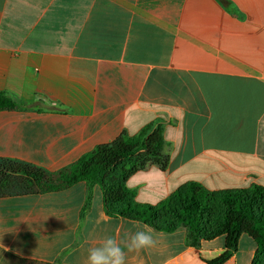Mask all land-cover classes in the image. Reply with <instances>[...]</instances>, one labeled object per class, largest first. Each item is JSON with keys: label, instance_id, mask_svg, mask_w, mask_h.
Segmentation results:
<instances>
[{"label": "crops", "instance_id": "obj_1", "mask_svg": "<svg viewBox=\"0 0 264 264\" xmlns=\"http://www.w3.org/2000/svg\"><path fill=\"white\" fill-rule=\"evenodd\" d=\"M0 158L50 172L121 134L157 122L166 171L127 186L157 205L189 182L211 191L264 187V0H0ZM87 186L0 199V254L26 264H84L88 249L118 240L129 219L105 212ZM150 230L154 247L127 264H252L242 236L186 243L185 231ZM0 257V261L2 260Z\"/></svg>", "mask_w": 264, "mask_h": 264}, {"label": "trees", "instance_id": "obj_2", "mask_svg": "<svg viewBox=\"0 0 264 264\" xmlns=\"http://www.w3.org/2000/svg\"><path fill=\"white\" fill-rule=\"evenodd\" d=\"M20 104L0 91V110H14ZM164 128L157 122L137 134H121L114 141L98 145L75 163L50 172L42 167L0 158V199L59 192L76 184L87 186L84 210L90 207L93 190L102 191L105 212L110 217L141 222L154 231H185L186 243L199 249L202 242L223 238L229 253L238 250L242 236L256 245L252 264H264V187L211 191L189 182L157 205L137 202V192L128 179L149 165L166 171L170 156L165 152Z\"/></svg>", "mask_w": 264, "mask_h": 264}, {"label": "clouds", "instance_id": "obj_3", "mask_svg": "<svg viewBox=\"0 0 264 264\" xmlns=\"http://www.w3.org/2000/svg\"><path fill=\"white\" fill-rule=\"evenodd\" d=\"M130 223L136 231L130 229L120 240L106 237L99 246L88 249L84 264H127V253H139L155 246L156 240L150 230H143L138 221Z\"/></svg>", "mask_w": 264, "mask_h": 264}, {"label": "rangeland", "instance_id": "obj_4", "mask_svg": "<svg viewBox=\"0 0 264 264\" xmlns=\"http://www.w3.org/2000/svg\"><path fill=\"white\" fill-rule=\"evenodd\" d=\"M0 257H1V254H0ZM2 259V257H1ZM0 264H26L24 262H19L17 260H14V259H9V258H3L1 261H0Z\"/></svg>", "mask_w": 264, "mask_h": 264}]
</instances>
